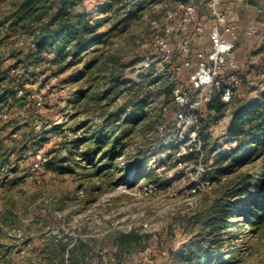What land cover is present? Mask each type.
Segmentation results:
<instances>
[{
  "label": "rangeland",
  "instance_id": "obj_1",
  "mask_svg": "<svg viewBox=\"0 0 264 264\" xmlns=\"http://www.w3.org/2000/svg\"><path fill=\"white\" fill-rule=\"evenodd\" d=\"M21 1L0 0V18L14 11L0 23V92L17 91L1 111L15 128L0 134L8 162L0 167V264H90L108 255L114 234L129 230L151 234L144 263L194 264L192 250L207 234L195 217L235 174L227 155L231 114L264 90V41L250 42L241 57L232 103L219 113L198 105L188 122L174 115L167 87L183 81L174 80V68L192 55L171 36L173 57L160 69L155 46L181 2L111 0L110 15L118 10L111 32L77 56L68 45L60 58L54 44L38 50L34 40L47 24L55 28L61 7L76 14L82 4L29 0L16 12ZM198 47L191 43L190 51ZM117 78L122 83L114 89ZM137 82L147 103L115 115L125 88ZM109 114L115 117L103 124ZM181 155L187 157L176 164ZM249 229L232 231L236 252L224 264H264V224Z\"/></svg>",
  "mask_w": 264,
  "mask_h": 264
},
{
  "label": "trees",
  "instance_id": "obj_2",
  "mask_svg": "<svg viewBox=\"0 0 264 264\" xmlns=\"http://www.w3.org/2000/svg\"><path fill=\"white\" fill-rule=\"evenodd\" d=\"M178 1L185 4L191 0ZM29 2V0H22L16 12H20ZM79 2L82 8L76 14L69 13L64 6L57 10L52 20L56 23L55 28L51 30L50 24L45 26L44 33L34 40L33 45L36 49H41L48 42L52 43L54 54L62 58L67 54V46L71 45L72 55L77 56L99 43L102 37L111 32L109 23L118 12V10L114 11L112 12L114 15H110L113 10L111 0H94L89 4H85L84 0ZM13 17L14 11L9 12L5 17L0 18V23ZM103 26L105 28L101 29ZM173 36L184 37L183 34ZM197 51L199 50L193 52L191 50L188 55L191 54L192 57L188 58L193 60ZM182 68V63L175 66L174 80L181 76ZM121 83V78H117L113 84L114 89H118ZM174 85L176 84L173 82L167 87V93L170 95ZM141 86L137 82L125 88L127 95L115 111V115H120L119 113L124 110L136 113L147 103V95H142ZM221 91L213 93L210 102L206 104L208 110L219 113L224 109L226 104L220 99ZM16 93V90L8 89L0 92V134L8 126L15 128V121L9 118L4 119L1 111L12 107L17 97ZM172 105L174 113L175 104L172 102ZM115 115L109 114V118H103V124ZM227 134L229 138L234 139L227 155L228 168L235 169L231 172L235 174L216 192L201 214L195 217L197 222L204 223L207 234L203 237V241L192 250L195 256L194 264H209L212 261L214 264H224L223 258L228 256L232 259L236 252L232 246V238H234L232 231L249 227L252 232L254 227L264 224V90L258 97L244 99L238 104L231 114ZM98 141L104 143V140ZM16 144L14 139L7 145L14 147ZM3 145L0 139V167L8 163L1 152ZM112 147L115 148V142ZM24 149L21 148L17 152L22 153ZM186 157L179 156L176 164L184 162ZM122 177L123 175L120 179ZM226 239L231 241L229 247L224 246ZM150 240L151 234L137 230L117 232L111 240L116 249L113 254L114 261L116 264H123L125 257L135 250L146 248Z\"/></svg>",
  "mask_w": 264,
  "mask_h": 264
},
{
  "label": "built area",
  "instance_id": "obj_3",
  "mask_svg": "<svg viewBox=\"0 0 264 264\" xmlns=\"http://www.w3.org/2000/svg\"><path fill=\"white\" fill-rule=\"evenodd\" d=\"M223 1L205 0L203 2V7L210 19L208 28L210 49L197 51L193 60L188 58L183 61V69L188 72L181 73L183 81L174 85L171 90L172 102L175 104L174 115L181 120L186 119L190 122L194 107L206 106L215 91L222 90L221 101L226 105L231 104L234 92L240 83L243 67L236 59L237 35L235 26L227 21V15L222 9ZM198 10L197 2L180 4L176 21L170 24L161 35L155 37L156 50L160 56L157 65L160 69L172 60L173 50L168 43L171 36L184 35L179 43V51L188 54L191 36L205 32L206 26L200 22ZM225 32L230 34L229 39L223 37ZM254 33L255 30L247 31V35ZM260 38L264 41V34L260 35ZM193 91L197 92V95H194ZM227 115L225 113L217 121H221ZM198 142L200 143L199 139ZM195 191L196 189H192V192Z\"/></svg>",
  "mask_w": 264,
  "mask_h": 264
},
{
  "label": "crops",
  "instance_id": "obj_4",
  "mask_svg": "<svg viewBox=\"0 0 264 264\" xmlns=\"http://www.w3.org/2000/svg\"><path fill=\"white\" fill-rule=\"evenodd\" d=\"M199 4V20L206 26V30L203 34H194L191 36L192 45L199 44L196 50L199 51H208L210 49V41L208 38V28L210 24V19L208 17L207 11L203 7V2L205 0H191ZM222 9L227 15V21L235 26V33L237 35L236 42V59L239 64L243 67V62L241 57L244 55L248 49H250V42L255 39H261L260 35L264 34V0H224L222 3ZM255 30V33L252 35H247V31ZM230 34L225 32L223 37L229 39ZM152 244L150 243L143 250H136L131 252L127 257L123 259V264H146L144 263L143 252ZM108 255L102 256V259L93 261L90 264H116L114 261V252L115 247L113 243H110L108 247ZM86 262V261H85ZM159 262L158 264H162Z\"/></svg>",
  "mask_w": 264,
  "mask_h": 264
}]
</instances>
